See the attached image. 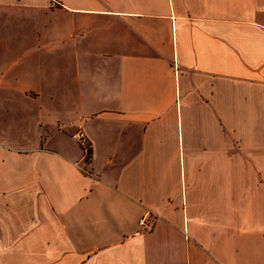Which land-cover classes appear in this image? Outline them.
I'll list each match as a JSON object with an SVG mask.
<instances>
[{"label": "crops", "instance_id": "crops-1", "mask_svg": "<svg viewBox=\"0 0 264 264\" xmlns=\"http://www.w3.org/2000/svg\"><path fill=\"white\" fill-rule=\"evenodd\" d=\"M0 264H264V0H0Z\"/></svg>", "mask_w": 264, "mask_h": 264}, {"label": "built area", "instance_id": "built-area-1", "mask_svg": "<svg viewBox=\"0 0 264 264\" xmlns=\"http://www.w3.org/2000/svg\"><path fill=\"white\" fill-rule=\"evenodd\" d=\"M72 137L77 140V142L82 145L83 151L87 153L88 146L86 140L81 130H77L72 134ZM138 229L137 233H143L151 230L154 225V218L152 215L144 214L139 217L137 221Z\"/></svg>", "mask_w": 264, "mask_h": 264}]
</instances>
